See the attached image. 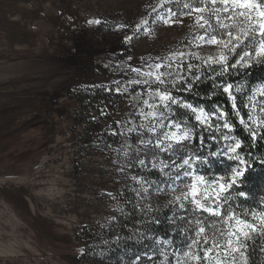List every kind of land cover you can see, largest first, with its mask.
I'll return each mask as SVG.
<instances>
[{
  "label": "rangeland",
  "instance_id": "obj_1",
  "mask_svg": "<svg viewBox=\"0 0 264 264\" xmlns=\"http://www.w3.org/2000/svg\"><path fill=\"white\" fill-rule=\"evenodd\" d=\"M29 1L37 3L0 0V137L22 120L3 121L35 98L46 100V117L55 136L30 160L13 157L0 165V264H128L146 251L134 240L117 241L127 229L140 227L139 211L135 220L131 217L137 200L131 188L139 186L115 171V149L123 137L110 133L119 130L116 121L128 120L133 111V89L124 91V81L134 75L130 66L139 67L151 58L184 48L194 35L189 27L194 18L185 17L183 24L172 26L156 20L157 13L151 9L163 0H64L75 23L73 41L61 53H50L22 44L13 32L14 20L19 18L13 4L21 11ZM186 2L193 0L164 3V9L157 12L163 16L168 8L187 11ZM90 19H99L101 24L89 25ZM142 19L148 20L149 32L137 30ZM41 24L32 23V28ZM192 51L207 57L217 50L211 45H193ZM260 85L264 84L255 86ZM98 94L107 96L110 108L94 103L84 111L85 122L72 126L68 117L80 107L69 96ZM251 95L252 88L246 87L237 103H250ZM52 99L58 104L53 105ZM254 101H264V96L257 93ZM148 175L157 178L156 173ZM151 199L154 207H163L170 197L157 194ZM259 238L264 247V237ZM66 239L71 243L68 246ZM174 239L179 243L182 238L176 233ZM79 253V259H71Z\"/></svg>",
  "mask_w": 264,
  "mask_h": 264
},
{
  "label": "snow or ice",
  "instance_id": "obj_2",
  "mask_svg": "<svg viewBox=\"0 0 264 264\" xmlns=\"http://www.w3.org/2000/svg\"><path fill=\"white\" fill-rule=\"evenodd\" d=\"M172 2L152 7L156 20L172 26L194 18L189 25L194 35L184 48L130 66L134 75L124 81V91L133 89V111L128 120L116 121L119 130L110 133L123 137L113 163L118 165L115 171L139 186L131 188L137 197L131 217L136 219V210L141 214L140 227L117 236V241L134 240L146 249L128 264H156L161 257V264H251L256 249L250 244L264 237V196L256 207L247 206V184L256 166L264 168V155L244 152V141L234 133L238 122L254 146L264 141V101H254L257 93L264 96V85L252 87L250 103H237L238 94L246 91L247 76L264 68V0H193L184 4L187 11L157 12ZM88 24L101 21L90 19ZM136 28L149 32L148 20ZM193 45H211L217 51L204 57L192 51ZM209 81L214 91L200 99L213 101L211 105L188 99L199 97L197 88ZM217 94L226 95L227 102L216 103ZM214 161L226 163L217 171ZM157 194L170 197L163 207L152 204ZM165 211L171 212L166 220L182 238L179 243L172 235H149L151 225L163 222L153 214ZM82 252L87 254V249Z\"/></svg>",
  "mask_w": 264,
  "mask_h": 264
},
{
  "label": "trees",
  "instance_id": "obj_3",
  "mask_svg": "<svg viewBox=\"0 0 264 264\" xmlns=\"http://www.w3.org/2000/svg\"><path fill=\"white\" fill-rule=\"evenodd\" d=\"M11 1L16 2V0ZM27 5L29 7H23L21 11L20 6L16 4L12 6L13 9L18 8L19 13L17 14L18 20H14L13 23L15 25L13 32L15 35H18V40L22 44H28L33 49L40 47L42 51L61 53L65 45L73 41L75 31V23L70 16L69 3L64 0H37V3L29 1ZM38 21L42 24L36 28H32V23L33 26H36L35 24ZM15 22L17 23L15 24ZM247 80L248 89L259 83L264 84V68L253 69L247 76ZM212 91L214 90L209 81L197 88V92L200 94L199 97L189 95L188 99L197 103L211 105L213 101L202 100L200 97H205L206 94ZM106 97L101 94L95 95V97L84 95L69 96L70 101L74 102L76 106L79 105L80 109L71 115L73 118L67 116L68 121L71 122L73 120L74 124L72 126L83 124L86 118L83 116L85 109L88 110L94 103L103 105L105 109L110 108V101ZM215 102L222 105L225 104L227 102L226 95L217 94ZM241 105H243L242 102ZM228 110L231 112L230 103H228ZM47 112L46 100L35 98L15 108L12 114L3 121L12 123V121L22 120L12 132L0 137V165L7 164L9 160L14 159L13 157L28 161L52 143L55 135L48 117H46ZM245 118L247 117L245 116ZM234 134L237 138H241L244 141V152L251 151L257 157L264 155V141L254 146L250 134L238 122L235 126ZM223 163H226V161H214V170L219 171ZM247 188L250 190L247 206L256 207L260 198L264 196V168L256 166L252 170ZM169 215H171V212L165 211L164 213H160V218L163 222L159 225H151L150 227L153 231L149 234H155L158 237H165L167 235L175 237L176 233L173 232V228L166 220V216ZM131 232L132 230L127 229L121 237L129 235ZM262 243V239L259 238V240L256 239L254 244H250V248L254 247L256 249L250 256L251 264H261L262 259H264L263 252L260 251ZM64 244L68 246L71 243L66 239L64 240ZM81 255L82 253L71 255V259H79Z\"/></svg>",
  "mask_w": 264,
  "mask_h": 264
},
{
  "label": "built area",
  "instance_id": "obj_4",
  "mask_svg": "<svg viewBox=\"0 0 264 264\" xmlns=\"http://www.w3.org/2000/svg\"><path fill=\"white\" fill-rule=\"evenodd\" d=\"M83 26H84V27H87V25H83ZM51 103H52L53 105H57V104H58V102H56V99H55V100L52 99V100H51ZM59 117L62 118V119L64 118V117H62L61 115H59Z\"/></svg>",
  "mask_w": 264,
  "mask_h": 264
}]
</instances>
